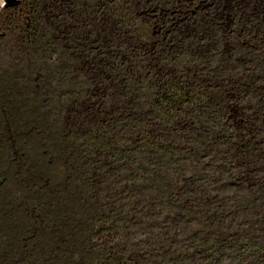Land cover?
Masks as SVG:
<instances>
[{"label":"trees","instance_id":"trees-1","mask_svg":"<svg viewBox=\"0 0 264 264\" xmlns=\"http://www.w3.org/2000/svg\"><path fill=\"white\" fill-rule=\"evenodd\" d=\"M214 3L0 7L52 55L11 103L28 164L0 165V264H264V0Z\"/></svg>","mask_w":264,"mask_h":264},{"label":"rangeland","instance_id":"rangeland-1","mask_svg":"<svg viewBox=\"0 0 264 264\" xmlns=\"http://www.w3.org/2000/svg\"><path fill=\"white\" fill-rule=\"evenodd\" d=\"M254 0H215L214 10L220 14V17L226 22H230L231 14L236 8L246 5ZM0 5L2 2L0 1ZM44 15V12L42 11ZM16 11L4 13L1 17L0 32L4 35L0 36V132H6L5 135L0 137V165L7 166L10 159L16 160V162L26 161L28 162V155L23 156L21 153V140L17 136V132L21 129H25L28 126V118L21 111L11 108V103L16 98L17 82H20L19 78L24 76L25 79L29 75H34L36 70L46 68L51 64L50 58L51 48L47 47V51L44 52L42 48L33 53L20 50L19 45L16 43L15 30L20 26V20L18 19ZM49 22L48 17L43 19L42 24L46 25ZM152 27L156 28L154 22H151ZM156 30V29H155ZM14 33V34H13ZM42 47V46H41ZM59 79V77H57ZM56 79V81H57ZM64 83V82H63ZM62 81L56 82L54 88V95L56 100H61L64 97L65 87ZM11 94H14L12 96ZM53 95V92H49L48 95ZM8 95H11L7 97ZM31 97V94L30 96ZM44 97V92L42 94ZM232 116L236 117V108L231 109ZM10 132V134L8 133ZM15 142L16 148H11L12 143ZM3 144L7 146L4 150ZM20 149V151H19ZM2 163V164H1ZM28 164V163H27ZM12 170H16L15 165L12 166ZM2 174L0 173V180Z\"/></svg>","mask_w":264,"mask_h":264},{"label":"water","instance_id":"water-1","mask_svg":"<svg viewBox=\"0 0 264 264\" xmlns=\"http://www.w3.org/2000/svg\"><path fill=\"white\" fill-rule=\"evenodd\" d=\"M0 1L2 2V5H0V7L3 8L15 7L19 3V0H0Z\"/></svg>","mask_w":264,"mask_h":264}]
</instances>
